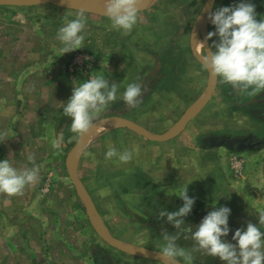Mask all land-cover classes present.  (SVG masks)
<instances>
[{
	"label": "crops",
	"instance_id": "crops-1",
	"mask_svg": "<svg viewBox=\"0 0 264 264\" xmlns=\"http://www.w3.org/2000/svg\"><path fill=\"white\" fill-rule=\"evenodd\" d=\"M206 2L200 0L189 6L188 24L182 32H170L172 36L168 40L160 31L141 29L144 27L141 25V13L147 10L138 13L137 26L133 27L134 31H129L132 34L108 32L110 27L101 18L90 21L94 30L92 50L85 51L93 56L94 69L87 77L100 75L109 83H117L118 96L129 83L142 85L139 103L128 107L117 100L112 103L117 107L108 110L112 114L109 118H124L148 128L144 116H150L149 119L163 118L170 107V114L174 112V115H171L170 122L164 123L171 124L166 128L170 130L186 110L207 92L209 73L202 70L191 44L194 24ZM239 2L215 0L211 11ZM250 2L255 5L257 20L264 19V0ZM29 7H0V103L31 104L34 111L49 109L50 113H58L59 126L70 125L71 120L63 114L61 102L69 99L73 81H81L82 74L68 75L67 64L84 49L62 54V45L56 40V35L58 29L73 19L77 12L51 6ZM206 23L207 32L214 31L208 19ZM201 40L202 37L198 36L196 47L200 54L204 51ZM211 42L208 40L209 45ZM148 54L153 57L150 62L146 59ZM149 68L152 70L148 74ZM153 82L155 88L153 93H149L147 87ZM179 112L182 114L179 115ZM203 114V123L195 130V139L204 141V144L173 143L180 139L178 134L169 142H150L167 151L160 155L155 153L151 158L143 155V148L135 147L133 156L137 160L133 161L140 162H130L129 173L135 172L134 183L144 186L139 185L138 191L144 194L141 197L146 201L181 200L179 193L187 187V195L194 197L196 202L209 208L227 206L231 213L252 219V223L258 225L257 218L264 214V91L249 89L241 93L239 88L221 83L217 78L210 100L181 133H185ZM124 130L131 137L146 139ZM225 138L243 143L246 147L239 150L237 146L231 149L227 145H209L216 139ZM133 147L128 146L127 149ZM138 171L143 178L138 177ZM150 230L155 231L152 233L154 236H140L139 242L125 241L160 251L165 243L160 238L163 232ZM92 263L95 264L94 259Z\"/></svg>",
	"mask_w": 264,
	"mask_h": 264
},
{
	"label": "rangeland",
	"instance_id": "rangeland-1",
	"mask_svg": "<svg viewBox=\"0 0 264 264\" xmlns=\"http://www.w3.org/2000/svg\"><path fill=\"white\" fill-rule=\"evenodd\" d=\"M195 2L200 0H156L151 8L141 13V25L144 26L141 29L160 31L164 39L168 40L172 36L170 32L184 30L188 24L189 6ZM40 6L58 8L41 3L29 8ZM83 14L88 20L83 32L85 39L82 49L87 53L92 50L91 38L94 33L90 21L101 18L105 23L107 21L109 27L110 22L107 17ZM110 31L116 30L110 27ZM87 54L91 55L89 52ZM151 58V54L146 57L149 62ZM149 70L152 69H148V74ZM92 71L83 72L81 81L88 79ZM154 82L147 87L149 93H153ZM8 106L13 109L11 115L0 118V132L6 131V139L0 143V160L8 158L14 167L20 169L31 168L35 164L39 168V178L21 194L9 198L7 206L3 204V195H0V264H93V259L100 264H159L112 249L98 236L68 174L69 155L79 139L70 131V125L59 126L57 112L50 113L49 109L43 108L34 111L31 104L0 103V111ZM110 107L112 109L117 105L110 104L95 121L112 115L108 112ZM171 111L169 107L163 118L149 119L150 116H144L148 127L145 129L155 135L166 133V128L171 124L164 123L170 122L171 115H174V112L170 114ZM204 116L193 122L185 133H180V139L173 143L182 141L204 144V141L195 139V130L202 126ZM129 134L116 126L102 127L89 139L79 167L82 185L92 197L106 227L127 244L132 243L127 240L139 242L140 236H154L152 233L155 231L150 228L161 230L163 234L160 238L163 241L165 235H175L176 244L191 254V264L203 263L207 253L196 247L192 232L206 213L197 222L193 219L186 221L189 214L179 228H174L165 219H158V214L160 211H172L182 206V202L171 201L170 198L146 201L141 197L144 194L138 190L144 186L134 183L137 177L135 172L129 173V163L137 160L134 156L126 164L115 158L105 159L109 145L118 151L128 146L143 148V155L147 158L153 157L155 153L160 155L167 152L162 146L157 147L147 139H135ZM57 140L60 147L53 148ZM29 156L32 160H29ZM140 174L141 171H138V177L143 178ZM103 249L110 253H103ZM179 261L184 264L183 259Z\"/></svg>",
	"mask_w": 264,
	"mask_h": 264
},
{
	"label": "clouds",
	"instance_id": "clouds-1",
	"mask_svg": "<svg viewBox=\"0 0 264 264\" xmlns=\"http://www.w3.org/2000/svg\"><path fill=\"white\" fill-rule=\"evenodd\" d=\"M141 0H98L104 15L113 30L131 31L138 23V11ZM211 3V0H210ZM255 5L250 0H240L239 3L218 7L208 13L207 19L214 26V31L207 33L201 47L204 54L199 57L202 70L216 77L221 83L239 88L241 93L249 89L264 91V19L257 20ZM86 17L82 12L68 20L57 31L56 40L62 45L60 51L68 53L84 47V29ZM215 37V39H213ZM211 44L205 49V41ZM119 86L100 75L86 80H74L71 96L66 102H61L63 114L70 118V131L75 137L89 133L93 122L100 113L117 100L124 105L133 107L142 98V85L132 82L126 85L118 96ZM11 106L0 111V118L11 115ZM6 139V131L0 132V143ZM59 148L57 140L52 145ZM136 149L118 151L109 145L105 159L115 158L120 163L132 160ZM29 160L32 157L29 156ZM39 178V168L35 164L31 168H17L8 158L0 160V195L3 204L7 206L11 197L22 193L26 187L34 185ZM223 196V195H222ZM182 206L174 211H160L158 219H165L174 228H179L194 206L195 198L187 195V187L180 193ZM231 209L227 206L215 205L212 210L195 225L192 239L199 250L209 256L218 257L223 264H264V231L258 225H264V214L257 218L258 225L245 221L244 226L237 228L232 234V241L227 242L229 235V216ZM175 235H165L161 250V264H191V254L176 244Z\"/></svg>",
	"mask_w": 264,
	"mask_h": 264
},
{
	"label": "water",
	"instance_id": "water-1",
	"mask_svg": "<svg viewBox=\"0 0 264 264\" xmlns=\"http://www.w3.org/2000/svg\"><path fill=\"white\" fill-rule=\"evenodd\" d=\"M156 0H141L139 4V12L148 10L155 4ZM215 0H207L205 3L201 13L199 14L191 35V44H192V51L195 58L201 63L199 57L202 54L199 53L196 47V40L198 36H201L202 39L207 35V16L208 13L212 10L213 4ZM38 3L41 4H49L56 6L58 8L72 10L75 12H82L86 14H92L97 16L106 17L98 4V0H79L78 2H73L71 0H0V7H28L32 5H36ZM209 45L208 41H205V49L207 50V46ZM217 84V78L212 77L209 74V82L207 92L201 96L192 106H190L183 116L179 119V121L166 133L155 135L150 133L144 127L140 126L139 124L134 123L133 121L119 118V117H108L93 123V127L89 133L86 135L79 137L76 145L72 149L69 155V163H68V174L70 177L71 182L73 183L76 193L80 200L82 201L86 213L88 214L98 236L100 239L108 245L110 248L115 249L123 254L139 258L145 260H152L161 263L160 251L145 248L142 246L132 245L124 243L117 238H115L108 228L106 227L102 217L97 211V208L94 204V201L88 191L82 185V182L79 177V167L80 162L85 150V147L89 141V139L102 127L104 126H116L122 129L129 130L139 136H142L149 140L150 142H157V143H165L173 140L178 134H180L187 124L194 119L204 108L207 102L210 100ZM208 145V144H206ZM211 147H219L227 145L229 148L234 149L235 146L237 148L243 149L246 146L238 141L228 140V139H216L211 144ZM241 220L254 222L252 219L242 217ZM179 264H183L179 261Z\"/></svg>",
	"mask_w": 264,
	"mask_h": 264
},
{
	"label": "trees",
	"instance_id": "trees-1",
	"mask_svg": "<svg viewBox=\"0 0 264 264\" xmlns=\"http://www.w3.org/2000/svg\"><path fill=\"white\" fill-rule=\"evenodd\" d=\"M169 200L173 201V200H176L177 202H182L181 200L179 199H176V198H170ZM178 208H175L173 209L172 211L176 210ZM212 210V208H209L207 207L206 205L200 203V202H196L194 203V206H193V209L190 213V216L187 218L186 221L188 220H195L197 222L198 218L203 214H207L208 211ZM242 216L240 215H237V214H234V213H231L230 216H229V228H230V232H229V235L228 237L226 238L227 242L229 243H234V241H232L231 237H232V234L234 233V231L237 229V228H241L244 226V222L245 220H241ZM260 228L261 231H264V226H258ZM103 253L105 254H108L110 253L107 249H103L101 250ZM96 261V264H100L98 260H95ZM221 260L216 257H212V256H209L208 254L206 255V257L203 259V263H198V264H223V262H220Z\"/></svg>",
	"mask_w": 264,
	"mask_h": 264
},
{
	"label": "built area",
	"instance_id": "built-area-1",
	"mask_svg": "<svg viewBox=\"0 0 264 264\" xmlns=\"http://www.w3.org/2000/svg\"><path fill=\"white\" fill-rule=\"evenodd\" d=\"M94 58L93 56L83 52L76 53L73 58L69 61L67 70L71 76L88 73L89 70L93 69Z\"/></svg>",
	"mask_w": 264,
	"mask_h": 264
},
{
	"label": "bare ground",
	"instance_id": "bare-ground-1",
	"mask_svg": "<svg viewBox=\"0 0 264 264\" xmlns=\"http://www.w3.org/2000/svg\"><path fill=\"white\" fill-rule=\"evenodd\" d=\"M71 1H73V2H78L79 0H71Z\"/></svg>",
	"mask_w": 264,
	"mask_h": 264
}]
</instances>
